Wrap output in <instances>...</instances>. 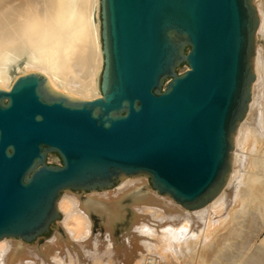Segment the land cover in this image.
Instances as JSON below:
<instances>
[{
  "label": "water",
  "instance_id": "1",
  "mask_svg": "<svg viewBox=\"0 0 264 264\" xmlns=\"http://www.w3.org/2000/svg\"><path fill=\"white\" fill-rule=\"evenodd\" d=\"M96 3L98 95L70 97L39 71L0 87V238L48 232L63 189L145 174L191 209L225 185L255 77L252 0Z\"/></svg>",
  "mask_w": 264,
  "mask_h": 264
},
{
  "label": "bare ground",
  "instance_id": "2",
  "mask_svg": "<svg viewBox=\"0 0 264 264\" xmlns=\"http://www.w3.org/2000/svg\"><path fill=\"white\" fill-rule=\"evenodd\" d=\"M96 2L97 0H0V87L8 88L17 74L39 71L46 76L54 90L70 97L91 98L98 95L97 76L101 54ZM252 2L258 16L251 61L255 77L250 83L246 113L238 121L233 133V151L224 187L205 204L191 209L175 205L169 198L156 196L145 180H132L133 182L124 184L114 193L96 192L113 186L93 191H75L90 192L83 199L74 195L64 199L60 197V193L56 200L58 211L61 210L64 215L60 226L70 235L71 240L80 244L83 239L91 237L92 214L97 216L103 226L104 244L109 248L104 252L92 251V258L97 261L94 264H100L101 258H110L112 253L118 252H114V245H117L111 234L114 228L120 231L118 235L125 245L129 243L132 233L142 236L147 231H160L162 239H177L176 247L192 259L190 262L185 261L188 264H199L202 261L199 262L198 247L209 246L207 241H212L211 244L215 245L210 253L202 256L206 260L205 264H264V237L261 238L264 231L262 148L256 149L257 152L254 147L253 151L256 153L252 155V162L250 161L256 169L250 178L258 182L257 192H254L255 189L253 192L248 190L247 185L240 182L244 163L242 149L248 141L245 139L253 136L256 131L259 132L264 124V0ZM258 37L262 44L258 43ZM111 196L115 198L112 199ZM76 208H81L82 211ZM192 209L196 211H188ZM142 217L147 219H144L146 222L134 225ZM53 238L59 241L62 239L58 231ZM96 238L99 237H92V241ZM68 239L61 240L62 246H57L59 248L55 249L50 261L39 254L37 248H29L18 242L7 244L12 245L16 252L13 251V256L9 258H2L0 264H69L68 261L65 262L69 258L65 242ZM4 251L5 248H0V254ZM17 252L18 255L15 254ZM170 259L167 257L166 263Z\"/></svg>",
  "mask_w": 264,
  "mask_h": 264
},
{
  "label": "rangeland",
  "instance_id": "3",
  "mask_svg": "<svg viewBox=\"0 0 264 264\" xmlns=\"http://www.w3.org/2000/svg\"><path fill=\"white\" fill-rule=\"evenodd\" d=\"M257 41H258V43L262 44V41H261V39L259 37L257 38ZM184 67H185V64L181 65L179 67V71H181ZM262 130H264V124L258 130L259 132L256 131L259 136L255 132V134H254L255 136L254 135L253 136L251 135V136H249L248 138L245 139V141H247V140L248 141L245 143V146L242 149V155L244 156L243 157V159H244L243 162L244 163H243V165L241 167L240 178L242 180L240 179V182H241V184H246L247 185V189L248 190L251 189L250 191H252V192H253L254 189H255L254 192H257L256 189H258L259 184H258L257 181H254L252 178H250V177H252L251 175L254 174L255 171H256V169L254 168V166H252L253 163H250V161L252 162V157L255 155L254 153H256V151H257L256 149H258V148H262L261 149L262 150L261 151V154L264 156V146H263L264 145L263 144V142H264L263 141L264 140V135H262V134H264V132ZM260 135H262L263 137L262 136L260 137ZM256 136L259 137V138H256ZM251 137L253 138L252 139L253 141L251 140ZM261 138H263V140ZM254 139L257 141V143H256L257 145L255 144V140ZM260 139H261V141H260ZM254 144H255V146H254ZM251 145H252V147H250ZM258 145H259V147H258ZM254 147H256V148L254 149ZM253 149L256 150V151L254 152ZM45 161L48 162V163H54V164H58L59 163L58 160L55 158V154L54 153L45 155ZM132 180L133 181H136V180H145L146 181V184L148 185L147 176L145 174L133 175V176H125L122 179L119 178L114 183V185H113L112 188H110L108 190H104V191L102 190V191H96V192H99L97 194H102V193H105V192L114 193L116 189L119 190L120 188H122L124 186V184L133 182ZM242 181H243V183H242ZM251 185L253 187H251ZM149 189L152 190L156 196H159V197H162V198L163 197L169 198V200H171V202L173 201L172 203H174L175 205H178V206L182 207L181 205L177 204L175 202V200L173 198H171L168 194L159 193V192H157L156 190H154L152 188H149ZM86 194H90V192H75L74 190L63 189L61 191V196L60 197L65 199V198H68L69 196H73L74 195V196H78L79 198L81 197L80 199H83L86 196ZM113 198H115V197H112V199ZM77 210L82 211L81 208H79ZM59 211H60L59 218H57V220L53 221V223L50 225V228H49L48 232H46L45 234H43L42 236H40V238H38V239L35 238L34 240L27 242V241H23V240H21L20 238H17V237L3 236L4 238L0 240V244H1L0 245V248L1 249H4L5 248V251L2 254H0L1 255L0 256V260L2 258H9V257L13 256V254H11V253H13V251H15V249H13L12 245H7V244H11L13 242H15V243L18 242V243H20L23 246H28L29 248H33V249L34 248H37L39 250V254H42V256L46 257V259H49L47 261H50L51 258H52L53 253L56 251L55 249H58L59 247L62 246L63 243L61 242V240L65 239V238L66 239L69 238L70 240L68 239L67 241H65L67 243V246L66 247L68 248V251H69L68 252L69 258L65 259V262L68 261L67 263H69V264H74V263L75 264H94L95 262H97L95 258H92V251L98 250L99 252H101V251L104 252L103 250L106 251V249L109 248L108 245H105L106 243L104 242L105 241L104 240V229H103V226H102L101 222L98 220L97 216L95 214H92L93 222L91 224V237L90 238H86V240L83 239L82 243L79 244L78 242H76L74 240H71L70 235L67 234V233H65V231L60 226V222L63 220L62 218L64 217V215H63V213H62L61 210H59ZM188 211L194 212L196 210H193L192 209V210H188ZM138 219L139 220L136 219L137 222L135 220L136 223H134V225H136L137 223H139L141 221L146 222L145 220H147L144 217L138 218ZM98 223H100V224H98ZM145 230H147V228ZM151 230H154V229H151ZM56 231H58L61 234L62 239L60 241L58 239L53 238V236L55 235V232ZM147 232H148L147 234L146 233H142V236L141 235L138 236V234L132 233L133 235L132 236L130 235V236H131V239H133V240L129 239V243L130 244L129 243H126L127 245H125V244H123L124 240L119 237L120 231L118 229H115L114 228L111 231V234L115 238V241H116V243L118 245V246L117 245H114V248L116 246L114 252H116V250L118 252H116V254H113L112 253L110 255V258L111 259L109 257L107 258L106 256H104L103 257L104 259L101 258L100 262L99 261L98 262L100 264H143V263L144 264H157V263L158 264H163V263L164 264H167V263L168 264H172V263L173 264H184V263L188 264L192 260L191 258H189V255H187L186 252L183 253V251L179 250L176 247V245L178 243V240L177 239H167V237H164L162 239L161 238L162 235L160 236V234H159V233H161L160 231H159V233L158 232L157 233L156 232L151 233L150 231H147ZM94 234H96L97 237H99V238H96L94 241H92V237L96 236ZM262 234L263 235H261V238L264 237V231H263ZM67 235H68V237H67ZM102 235H103V237H102ZM98 241H100V242H98ZM93 242H95V244ZM211 242L212 241H207L206 242V244H208L210 247L207 246V245L201 246V247L199 246L198 247L199 262L202 260L200 262L201 264H205V262H206L205 258L202 257V256L205 255V254L210 253L213 250V247H214L215 243H212L211 244ZM7 246H11V247L9 248ZM54 246L55 247L59 246V247L55 248ZM8 253H9V255L7 256ZM164 253H166L165 254L166 256L164 255ZM15 254L18 255V252L15 253ZM178 254H179V256H178ZM4 256H7V257H4ZM167 257H168V259L172 258V260L170 259L171 260L170 263H169L170 260H168V262L166 263ZM141 258H143V259H141ZM174 258H176V259H174ZM179 259H180V261H179ZM186 260L189 261V262L188 263L185 262ZM72 261H74V262L71 263ZM136 261L138 263H136Z\"/></svg>",
  "mask_w": 264,
  "mask_h": 264
}]
</instances>
